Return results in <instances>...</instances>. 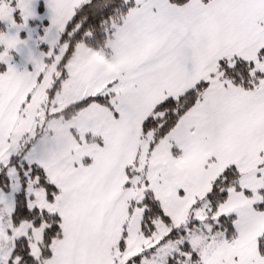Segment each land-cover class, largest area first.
<instances>
[{"label":"snow or ice","instance_id":"6c2138e0","mask_svg":"<svg viewBox=\"0 0 264 264\" xmlns=\"http://www.w3.org/2000/svg\"><path fill=\"white\" fill-rule=\"evenodd\" d=\"M0 264H264V0H0Z\"/></svg>","mask_w":264,"mask_h":264}]
</instances>
